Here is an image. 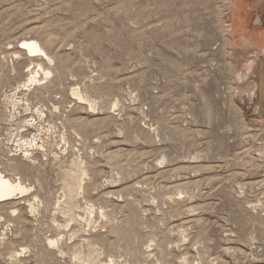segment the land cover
<instances>
[{"label": "rangeland", "instance_id": "374dc122", "mask_svg": "<svg viewBox=\"0 0 264 264\" xmlns=\"http://www.w3.org/2000/svg\"><path fill=\"white\" fill-rule=\"evenodd\" d=\"M255 1L0 0V264H264Z\"/></svg>", "mask_w": 264, "mask_h": 264}, {"label": "crops", "instance_id": "0c3cea01", "mask_svg": "<svg viewBox=\"0 0 264 264\" xmlns=\"http://www.w3.org/2000/svg\"><path fill=\"white\" fill-rule=\"evenodd\" d=\"M253 6V7H252ZM252 6H247V9L252 12L253 25L264 26V0H256ZM260 45L256 42L257 54L249 63L248 76L252 77L250 86L247 91H243L245 99L243 107L250 110L251 114L264 119V32L260 35Z\"/></svg>", "mask_w": 264, "mask_h": 264}, {"label": "bare ground", "instance_id": "6f19581e", "mask_svg": "<svg viewBox=\"0 0 264 264\" xmlns=\"http://www.w3.org/2000/svg\"><path fill=\"white\" fill-rule=\"evenodd\" d=\"M23 46L25 47L27 52L36 54L35 56L41 57V59L45 58L49 61L52 58L42 47V45L35 40L24 41ZM33 81L35 80H31V82ZM15 186H19V184H15ZM19 188H21V192H17V194H23L27 191V188H23V186H19ZM12 193L13 187L10 185V182L0 175V204L10 201V196L12 195Z\"/></svg>", "mask_w": 264, "mask_h": 264}]
</instances>
